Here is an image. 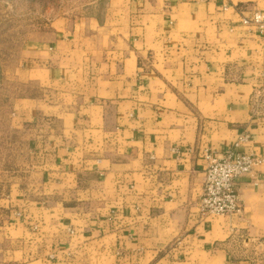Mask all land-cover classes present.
I'll list each match as a JSON object with an SVG mask.
<instances>
[{"label": "crops", "instance_id": "1", "mask_svg": "<svg viewBox=\"0 0 264 264\" xmlns=\"http://www.w3.org/2000/svg\"><path fill=\"white\" fill-rule=\"evenodd\" d=\"M92 6L19 51L0 264H264V31L242 25L264 0ZM236 143L261 161L242 212L199 218L206 155Z\"/></svg>", "mask_w": 264, "mask_h": 264}, {"label": "rangeland", "instance_id": "2", "mask_svg": "<svg viewBox=\"0 0 264 264\" xmlns=\"http://www.w3.org/2000/svg\"><path fill=\"white\" fill-rule=\"evenodd\" d=\"M93 1L0 0V196L23 173L29 149V136L12 111L13 98L27 92L18 75L21 46L46 34L57 18L89 14Z\"/></svg>", "mask_w": 264, "mask_h": 264}, {"label": "built area", "instance_id": "3", "mask_svg": "<svg viewBox=\"0 0 264 264\" xmlns=\"http://www.w3.org/2000/svg\"><path fill=\"white\" fill-rule=\"evenodd\" d=\"M242 25L264 31V9L242 18ZM246 137L240 141L246 140ZM239 143L222 155L207 154L202 194L197 203L199 218L240 214L242 205L235 190L237 178L250 175L261 164L254 154L238 151Z\"/></svg>", "mask_w": 264, "mask_h": 264}]
</instances>
